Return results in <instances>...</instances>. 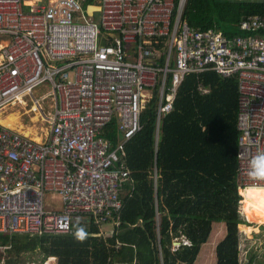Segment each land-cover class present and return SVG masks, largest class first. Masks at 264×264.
<instances>
[{
	"label": "built area",
	"instance_id": "2783aa9c",
	"mask_svg": "<svg viewBox=\"0 0 264 264\" xmlns=\"http://www.w3.org/2000/svg\"><path fill=\"white\" fill-rule=\"evenodd\" d=\"M188 0H100V20H80L79 0H0V111L24 105L49 123L36 139L0 124V233L63 234L76 223L101 224L123 208L131 186L125 146L156 102V144L162 119L174 110L181 84L202 74L237 76L238 175L245 200L264 180L248 175L264 152V16H248L240 34L191 29ZM100 41L103 44H100ZM51 84L37 97L33 90ZM51 98V110L41 101ZM116 122L114 145L103 131ZM156 172L155 179L158 180ZM58 194L62 209L46 206ZM247 220V218H246Z\"/></svg>",
	"mask_w": 264,
	"mask_h": 264
},
{
	"label": "trees",
	"instance_id": "16d2710c",
	"mask_svg": "<svg viewBox=\"0 0 264 264\" xmlns=\"http://www.w3.org/2000/svg\"><path fill=\"white\" fill-rule=\"evenodd\" d=\"M85 1V7L96 4ZM258 15L264 16V1L188 0L184 20L191 29H217L232 37L240 34L242 18ZM202 78L210 87L205 95L197 90L200 77L186 76L174 110L162 119L158 144L157 96L143 110L142 129L127 142L123 156L131 186L121 193L123 208L113 219L76 223L72 232L63 234L0 233V264H25L23 255L35 252L41 254V263L57 257V264H198L209 260V237L217 223H225L226 236L212 247L215 264H264V199L253 202L249 195L256 189H250L242 205L237 183L238 78L214 72ZM17 118L10 113L0 124ZM116 127L114 119L103 131L114 145ZM161 174L201 175L209 182L205 189L196 177L164 208L161 201L168 187L161 186ZM102 224H111L113 232L103 234ZM77 226L88 233L82 242L74 236ZM175 241L188 243L182 245L183 254L174 251Z\"/></svg>",
	"mask_w": 264,
	"mask_h": 264
},
{
	"label": "rangeland",
	"instance_id": "374dc122",
	"mask_svg": "<svg viewBox=\"0 0 264 264\" xmlns=\"http://www.w3.org/2000/svg\"><path fill=\"white\" fill-rule=\"evenodd\" d=\"M222 1H230V2H263L264 0H222ZM81 2V0H80ZM84 1H82L83 3ZM82 15L85 16V18H89L91 17H95L96 20H100L101 18V11L99 10L98 5L96 4H88L86 7H83V14H80V20H83ZM100 44H103L100 41ZM51 88V84H45L39 87L40 90H33V93H35V95L37 97H41L44 96L46 93H48L50 91ZM30 97H23V102L24 105H17L16 102H12L9 103V105H7L5 108L6 110L0 115V118L5 119L10 113H15L17 114L18 118L15 119V121L13 123H9L10 126H13V129L17 130V131H21L22 133H26L28 134L30 137L32 138H42L45 133H46V126H49V123H44L42 122V119H37L36 111L30 110L31 104L32 102L29 100ZM52 103L51 98L49 99H44L41 101V106L43 109H45L44 111H49L51 110L50 108V104ZM198 178L199 183L205 188L207 189L206 185L208 184V180L201 176V175H197L194 177H182V175H170L168 174L167 176H163L161 174V178H160V184L162 187L167 188V192L166 195L164 194V199L161 201L162 202V206L164 208H167L168 206V202H172L173 200H175L177 197L181 196L182 190L183 188L187 185V184H192L195 181V178ZM169 181H172L173 185L170 186V184L168 183ZM175 184L177 185V187L175 186ZM164 192V189H163ZM249 198L253 201H262L264 199V190H254L252 192H250ZM167 201V202H166ZM244 204V201H243ZM46 206L50 207L52 209H62L63 207V202L60 198V196L58 194H50L47 196L46 199ZM247 218V217H246ZM247 221V220H246ZM247 224H249V222L247 221ZM218 227H220V225L223 226V240L225 238V233H226V227H225V223H217L216 224ZM246 225V224H243ZM214 227L213 231L211 232V235L209 237V245L208 248L209 249V258H212V254H215L214 252H212V248H215L216 245L219 244L220 241L218 242H214L215 240L211 239V237H214L215 239L218 238L219 234L217 228ZM101 230L103 231V234L105 233H111L113 232V226L111 224H102L101 226ZM263 231H264V225H263ZM215 234V236H213ZM184 241V240H183ZM176 242V241H175ZM175 242H173V246H174V251L175 252H179L180 254H183L182 252L184 251V249H182V245H186L187 243L182 242L179 244H176ZM211 246V247H210ZM239 250L241 251V247H239ZM182 257V256H181ZM208 257V256H207ZM54 259L51 260V257H49L47 260H45L43 263H41V254L39 252H35V253H26L23 255L22 259L23 261H25V264H57V257H53ZM201 258V257H200ZM200 258L198 259V261H200ZM214 259H209L207 260L205 258V260L202 263H198V264H215V255L213 256ZM183 262L180 260L179 264H182ZM184 264H186L184 262ZM190 264V263H188ZM192 264H197L196 262L192 263Z\"/></svg>",
	"mask_w": 264,
	"mask_h": 264
},
{
	"label": "clouds",
	"instance_id": "9594fccd",
	"mask_svg": "<svg viewBox=\"0 0 264 264\" xmlns=\"http://www.w3.org/2000/svg\"><path fill=\"white\" fill-rule=\"evenodd\" d=\"M248 175L253 179L264 180V152L258 153L252 158ZM87 235L84 227H76L74 236L77 240L82 242L87 238Z\"/></svg>",
	"mask_w": 264,
	"mask_h": 264
},
{
	"label": "crops",
	"instance_id": "0c3cea01",
	"mask_svg": "<svg viewBox=\"0 0 264 264\" xmlns=\"http://www.w3.org/2000/svg\"><path fill=\"white\" fill-rule=\"evenodd\" d=\"M80 1V0H79ZM82 1H84L83 3H82ZM94 2L96 3V5H98V7H99V2H100V0H94ZM252 2V1H251ZM81 3L83 4V7H84V4L86 3V1L85 0H81ZM100 10V9H99ZM2 46H5V44H3V45H1L0 47H2ZM162 123V122H161ZM161 123H160V128H161ZM241 226V225H240ZM239 226V227H240ZM217 228H219V229H217V231H218V234H219V236H218V238L217 239H215L214 237H212L215 241L214 242H218L219 240H223V226L222 225H220V227H218L217 226ZM41 236V235H40ZM213 236H215V234L213 235ZM225 236H226V233H225ZM211 238V239H212ZM213 239H212V241H213ZM211 247V246H210ZM212 248V247H211ZM213 256H214V254H212ZM213 256H212V258H209V259H213ZM208 257H209V254H208Z\"/></svg>",
	"mask_w": 264,
	"mask_h": 264
},
{
	"label": "bare ground",
	"instance_id": "6f19581e",
	"mask_svg": "<svg viewBox=\"0 0 264 264\" xmlns=\"http://www.w3.org/2000/svg\"><path fill=\"white\" fill-rule=\"evenodd\" d=\"M2 125H4V126H6V127H10L11 128V126H10V124H2ZM251 189H257V188H251ZM250 189H248V190H246V192H245V194L247 193V191H249ZM188 244V243H187ZM54 258L53 257H51V260H53Z\"/></svg>",
	"mask_w": 264,
	"mask_h": 264
},
{
	"label": "water",
	"instance_id": "95a60500",
	"mask_svg": "<svg viewBox=\"0 0 264 264\" xmlns=\"http://www.w3.org/2000/svg\"><path fill=\"white\" fill-rule=\"evenodd\" d=\"M176 244H179V243H177V242H175Z\"/></svg>",
	"mask_w": 264,
	"mask_h": 264
}]
</instances>
